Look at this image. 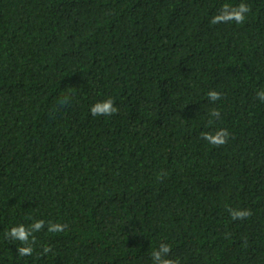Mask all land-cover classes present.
Returning <instances> with one entry per match:
<instances>
[{
	"label": "trees",
	"instance_id": "obj_1",
	"mask_svg": "<svg viewBox=\"0 0 264 264\" xmlns=\"http://www.w3.org/2000/svg\"><path fill=\"white\" fill-rule=\"evenodd\" d=\"M261 90L264 0H0V264H264Z\"/></svg>",
	"mask_w": 264,
	"mask_h": 264
},
{
	"label": "clouds",
	"instance_id": "obj_2",
	"mask_svg": "<svg viewBox=\"0 0 264 264\" xmlns=\"http://www.w3.org/2000/svg\"><path fill=\"white\" fill-rule=\"evenodd\" d=\"M250 11L251 9L249 6L243 2L235 7L230 6L229 4H224L220 11L213 16L211 23L215 25L234 21L237 24H242L246 19V13ZM207 96L213 102L221 99L220 94L214 90L209 91ZM257 98L260 101H264V90L257 91ZM69 100V96H64L61 100V104L66 105L69 103ZM117 112L118 109L114 106V101L111 97L103 100L102 102H96L90 107V114L94 117L111 116ZM210 116L218 119L220 117V112L216 109H213L210 112ZM211 122L212 121L210 120L209 123ZM201 137L209 144L220 147L227 143L229 132L226 129H220L214 134L202 132ZM228 211L232 220H243L252 215L250 210L229 209ZM44 227L45 222L43 220L34 221L29 227H25L24 225L14 226L6 232L5 238L20 242L21 246L17 248V253L19 256H30L34 251L33 245L36 243V238L33 233L43 230ZM65 227L66 226L61 223L49 222L47 231L49 233H59L63 232ZM51 251V247L45 246L41 254L44 255ZM170 252L171 248L169 245L161 244L159 249L154 250L151 253L153 264H179L178 260L168 258Z\"/></svg>",
	"mask_w": 264,
	"mask_h": 264
}]
</instances>
